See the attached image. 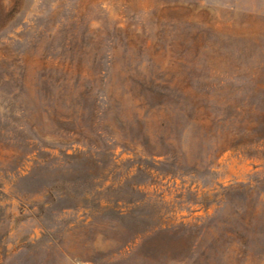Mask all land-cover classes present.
Masks as SVG:
<instances>
[{
    "label": "rangeland",
    "instance_id": "obj_1",
    "mask_svg": "<svg viewBox=\"0 0 264 264\" xmlns=\"http://www.w3.org/2000/svg\"><path fill=\"white\" fill-rule=\"evenodd\" d=\"M263 134L264 0H0V264H264Z\"/></svg>",
    "mask_w": 264,
    "mask_h": 264
},
{
    "label": "trees",
    "instance_id": "obj_2",
    "mask_svg": "<svg viewBox=\"0 0 264 264\" xmlns=\"http://www.w3.org/2000/svg\"><path fill=\"white\" fill-rule=\"evenodd\" d=\"M261 145H264V134L260 137ZM152 156H155L156 154H151Z\"/></svg>",
    "mask_w": 264,
    "mask_h": 264
}]
</instances>
